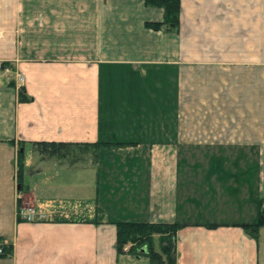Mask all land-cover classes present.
I'll return each instance as SVG.
<instances>
[{"label":"crops","instance_id":"crops-1","mask_svg":"<svg viewBox=\"0 0 264 264\" xmlns=\"http://www.w3.org/2000/svg\"><path fill=\"white\" fill-rule=\"evenodd\" d=\"M161 20L141 0H0V264H148L116 253L129 220L180 223L173 264H264V227H241L264 203V0ZM180 147L239 152L252 214L197 206Z\"/></svg>","mask_w":264,"mask_h":264},{"label":"rangeland","instance_id":"rangeland-1","mask_svg":"<svg viewBox=\"0 0 264 264\" xmlns=\"http://www.w3.org/2000/svg\"><path fill=\"white\" fill-rule=\"evenodd\" d=\"M48 149L46 148L41 151L43 154H51L52 151ZM61 151L63 153L64 151L69 152L66 155L70 156L71 153L75 155L74 151H76V149L70 147L68 149H62ZM177 154L180 160L182 186L188 187V189L194 188V191L197 190L194 194L190 193L193 200L198 201H194L197 206L205 201L203 199L210 197V199L206 200L207 204L205 209L203 207L204 210H213L218 214L220 213L219 211H221L224 215H231V212L235 213L238 209L237 213H241L244 210L246 217L248 214H252L250 198H253V192L256 193L251 180L253 175L251 172L252 169L247 166L242 168L240 161L242 155L239 152L235 150L209 152L201 149L199 150V148L180 147ZM261 154L264 156V152ZM51 155L56 156L59 154L56 153ZM246 155L248 154L246 153ZM250 157L252 158V153H250ZM244 169H246V174H244ZM243 176L250 177L249 180L252 185L249 190H247V185L242 183ZM185 177H188L189 180H185ZM213 178L215 179L213 180ZM197 193H200V196H197ZM258 234L259 229L256 235L257 237ZM249 236L252 237L251 235ZM263 245L264 232L262 233V239L260 241V254L264 253ZM119 255L120 254H118V256ZM126 257L129 258V256Z\"/></svg>","mask_w":264,"mask_h":264},{"label":"trees","instance_id":"trees-1","mask_svg":"<svg viewBox=\"0 0 264 264\" xmlns=\"http://www.w3.org/2000/svg\"><path fill=\"white\" fill-rule=\"evenodd\" d=\"M146 6L162 9V20L147 22L145 25L153 30L160 27L175 28L178 23L179 0H141ZM19 99L24 100V95L19 92ZM40 150H51V154L65 156L62 149H68L70 143H38ZM50 153L47 155H51ZM65 154V155H64ZM22 170L21 153H18L16 172L20 176ZM257 212L255 219L241 224V227L256 238L258 229L264 227V203L257 199ZM115 241L116 252L133 259H145L148 264H173L175 261V234L182 226L180 223L147 222V221H116ZM9 253V247L2 248L1 254Z\"/></svg>","mask_w":264,"mask_h":264},{"label":"built area","instance_id":"built-area-1","mask_svg":"<svg viewBox=\"0 0 264 264\" xmlns=\"http://www.w3.org/2000/svg\"><path fill=\"white\" fill-rule=\"evenodd\" d=\"M17 79L18 80H21L22 79V76L21 75L17 76ZM19 218L21 220H24V221H34V220L37 219L35 217V215H34V211L31 208H26L24 211H20ZM1 251L2 250L0 248V253H1Z\"/></svg>","mask_w":264,"mask_h":264}]
</instances>
